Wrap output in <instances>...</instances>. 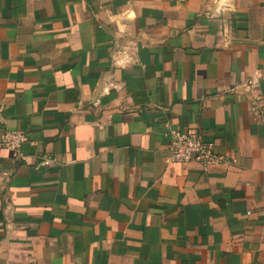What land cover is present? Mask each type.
<instances>
[{"label": "crops", "instance_id": "crops-1", "mask_svg": "<svg viewBox=\"0 0 264 264\" xmlns=\"http://www.w3.org/2000/svg\"><path fill=\"white\" fill-rule=\"evenodd\" d=\"M12 130L0 264H264V0H0Z\"/></svg>", "mask_w": 264, "mask_h": 264}, {"label": "built area", "instance_id": "built-area-1", "mask_svg": "<svg viewBox=\"0 0 264 264\" xmlns=\"http://www.w3.org/2000/svg\"><path fill=\"white\" fill-rule=\"evenodd\" d=\"M27 141V136L20 130L5 133L0 147L10 150L22 157V148ZM170 159L174 163L189 164L197 162L205 169H211L235 161L219 155L213 143L203 141L193 130L176 133L170 144ZM250 214V213H249Z\"/></svg>", "mask_w": 264, "mask_h": 264}]
</instances>
